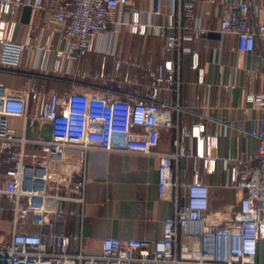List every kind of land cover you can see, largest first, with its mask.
<instances>
[{
	"label": "built area",
	"instance_id": "obj_1",
	"mask_svg": "<svg viewBox=\"0 0 264 264\" xmlns=\"http://www.w3.org/2000/svg\"><path fill=\"white\" fill-rule=\"evenodd\" d=\"M171 9L160 22L143 20L132 0H0V65L19 67L24 53L37 54L33 65L43 72L73 74V64L95 49L98 37L112 33L111 27L124 25L130 33L154 35L163 40L166 52L183 50L184 44L206 39L211 29L197 11L194 0H170ZM30 5L45 13V27L29 24L23 39H18V9ZM251 0L228 1L223 5L218 32L235 38L237 49L252 52L264 47V23L251 24ZM264 7V0H261ZM155 14H161L155 10ZM127 14L128 18L121 19ZM114 72L107 76L104 64L93 77L103 82H125L140 88V82L121 65L139 67L112 50ZM55 56L53 64L51 57ZM192 66L203 83V69L192 54ZM143 69L150 76L143 94L110 89L93 93L38 89L25 82L20 93L0 84V157L4 178L0 181V264H264L257 261L258 244L264 238V136H259L257 151L246 160L227 154L222 159L224 186L240 191L234 216L221 223L210 217L209 185L203 180L216 170L218 136L205 134L203 122L186 128L175 113L177 103L162 98V93H178L179 67H169L165 76ZM227 86H232V82ZM36 102L29 111V99ZM250 107H264V91L245 96ZM246 109V108H244ZM11 117L30 123L50 121L58 126L45 139L30 140L17 135ZM173 131V150L158 152L160 131ZM190 142L187 147L185 140ZM32 143L34 150L28 149ZM91 150L156 155L158 158V198L171 199L174 211L162 223L161 239L151 244L137 238L105 237L101 250L87 252L84 237L63 231L57 223L66 215L83 217L85 203L86 157ZM193 159L192 177L178 172L179 161ZM81 175V179H75ZM184 186V202L178 191ZM69 203L81 212L69 209ZM35 227L36 231L28 230Z\"/></svg>",
	"mask_w": 264,
	"mask_h": 264
},
{
	"label": "crops",
	"instance_id": "obj_2",
	"mask_svg": "<svg viewBox=\"0 0 264 264\" xmlns=\"http://www.w3.org/2000/svg\"><path fill=\"white\" fill-rule=\"evenodd\" d=\"M44 3L45 0H27ZM197 11L203 16L205 24L211 29L206 39L185 43L179 53L166 52L163 40L154 35L130 33L126 26L111 27L112 33L98 37L95 49L73 64L72 70L86 73L81 78L73 74H61L52 71L43 72L34 68L37 54L24 53L21 65L11 68L0 65V84L12 93H20L25 82L33 83L38 89H54L61 95L72 90L76 93H93L96 90L110 89L120 92L143 94L144 85L150 76L143 69L147 66L165 76L169 67H179L177 77L181 85L178 93H162V98L177 103L181 109L174 115L180 125L190 128L197 122L205 125V134L218 136V159L213 174L204 176L209 185V210L207 214L221 223L230 220L239 207L240 191L224 186V171L221 157L231 154L246 160L257 151L259 136H264V107H250L245 101L249 93L264 91V47L259 44L249 53L240 52L234 37L222 36L218 32L223 5L230 0H194ZM235 1V0H232ZM249 1V0H248ZM249 22L264 23V7L261 0H251ZM135 9L142 12V19L160 22L170 12V0H132ZM160 10L161 14H155ZM45 13L33 10L30 5L18 9L14 19L19 22L18 39H23L27 26L34 24L45 27ZM128 15H121L127 19ZM129 57L139 63V67L121 65L119 77L128 69L133 78L140 82V88L125 82H103L93 77L101 70L112 76L113 57L107 50ZM196 53L199 68L203 69V83L198 82V71L192 66V54ZM55 56L51 57V64ZM232 82V86H227ZM29 111L35 109L37 102L30 97ZM246 108V109H244ZM10 125L17 135H25L30 140L49 138L57 123L36 121L30 123L20 117H11ZM173 131H160L158 152L173 150ZM190 148V142L185 140ZM27 148L34 150L32 143ZM193 159L179 161L178 172L185 171L187 180L192 177ZM158 158L156 155L139 153L108 152L91 150L85 164L86 178L85 203L83 217L78 214L66 215L57 223L63 231L79 233L84 237L83 246L87 252H98L105 237L120 239L137 238L156 244L161 239L162 223L172 216L174 205L171 199L158 198L157 184ZM4 167L0 157V181L4 178ZM76 175L75 179H81ZM186 188H179L180 203L184 202ZM69 209L81 212L80 206L69 203ZM5 222H0V229H7ZM36 231L35 227H28ZM257 261H264V238L258 244Z\"/></svg>",
	"mask_w": 264,
	"mask_h": 264
}]
</instances>
